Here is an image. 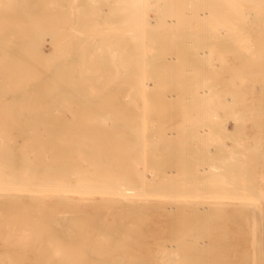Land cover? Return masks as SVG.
<instances>
[{"label": "rangeland", "instance_id": "obj_1", "mask_svg": "<svg viewBox=\"0 0 264 264\" xmlns=\"http://www.w3.org/2000/svg\"><path fill=\"white\" fill-rule=\"evenodd\" d=\"M209 1L218 3L216 14L203 24L196 17V11L204 8L203 0H194L192 27L185 23L186 0H145L140 7L128 6L127 13L115 17L110 13V0L96 4L95 9L102 11L95 17L99 25L113 22L121 26L127 19L136 30L122 28L104 38L116 43L117 55L101 56L103 74L94 77L91 68L77 67L72 79L63 82L65 94L55 97L57 118L67 121L55 134L59 140L64 134L73 138L67 152L78 163L74 175L124 176L123 184L132 194L128 203L132 213L125 215L123 207L109 203L114 196L103 190H107L101 187L105 183L97 187V182L86 183L84 177L76 176L56 181V171L52 172L54 180L41 186L45 191L39 194L66 196L73 207L93 209L106 217L113 215L107 211L118 209L122 214L118 228H113L115 223L108 224L112 230L99 231L97 239L126 244L120 255L124 264H172L170 256L177 262L173 264H212L218 204L227 195L234 210L243 216L246 238L241 248L246 264H264V64L249 62H259L263 55L257 49L264 47V0L263 12L255 17L247 14L250 10L244 2ZM119 3L122 9L126 7ZM48 40L46 37L43 44L46 54H57L58 59L67 55L52 49ZM57 40H61L60 28ZM202 50L208 52L201 60ZM191 67L193 116L198 115L197 93L202 113L199 122L193 117V124H198L193 130L186 128L185 106V77ZM50 91L44 89L40 94ZM39 131L44 140L51 138L46 127L40 126ZM14 141L12 145L17 146ZM18 142L22 144L20 138ZM45 156L52 162L51 151ZM172 169L176 170L173 175ZM220 171L229 173V180H220ZM192 172H198L201 179L191 178ZM171 177L178 188L191 187L188 194L184 192L187 196H180L181 188L169 184ZM179 199L187 205L173 209L172 216L191 221L180 228L171 227L165 220L170 206ZM73 207L68 209L75 211ZM77 231L82 232L75 229L72 233Z\"/></svg>", "mask_w": 264, "mask_h": 264}, {"label": "bare ground", "instance_id": "obj_2", "mask_svg": "<svg viewBox=\"0 0 264 264\" xmlns=\"http://www.w3.org/2000/svg\"><path fill=\"white\" fill-rule=\"evenodd\" d=\"M110 1L109 5L113 6L110 13L115 17L123 11L127 13L128 6H134L135 9L136 6L140 7L145 0ZM115 1L118 3L113 5ZM237 1L248 5L250 13L247 10V14L253 17L263 12L262 0ZM119 2L125 3L126 7L122 9ZM98 3H107V0H86L85 2L82 0H0V264H124L120 255L126 244L123 245L118 241L108 244L97 239L99 231L112 230L107 227L108 224L110 226L111 223H115L116 226L113 228H118L121 213L118 209L114 212L107 211V213H113L112 217H106V213L93 209L84 210L83 207L74 206L76 210L73 211L68 209L73 207L68 197L39 194L43 190L41 186L54 180L52 172L56 171L59 177L56 181H65L70 176H76L79 179L84 177L82 179L86 183L88 180L97 182L95 183L97 187L101 186L100 182L105 183L101 187H106L107 190H103L114 196V200L109 203L113 204L114 208L123 207L122 213L125 215L132 213V209L128 206L132 194L130 188L123 184L124 176H118V173L117 177L115 174L108 173L105 178H100L94 173L90 178L80 173L78 176L74 175V170L78 169V163L74 162L75 157L69 156L67 152L72 149L73 138L71 135L64 134L59 140L55 134L67 124L64 117L58 119V114L55 113L56 95L65 94L64 80L72 79L73 70L77 67L91 68L94 77L102 75L104 66L99 65L102 57L108 54L114 58L117 55V50L113 48L116 43H109L103 39L118 34L122 28L126 31L136 30L135 25L134 29L131 28L127 19L121 26L112 24L113 22H108L104 26L99 25L95 19L97 15L102 14V11L95 9ZM216 4L218 3L203 0L204 8L202 11H196V17L201 23L208 22L210 16L213 17L216 14ZM186 5L185 23L192 27L191 17L195 16L194 0H186ZM65 7L68 8L67 11ZM136 13L140 14V10ZM59 28L61 29L60 42L57 40ZM46 37L50 38L48 41L51 42L52 49L67 55L58 59L57 54H46L43 49ZM99 38H102L103 43H100ZM259 48L254 49L261 50L264 55L262 50L264 47ZM256 51H253L254 55ZM207 52L201 51V60L205 58ZM260 54L258 52L256 57H260ZM58 61H61L59 67ZM254 61L257 62L258 59ZM204 63L206 65V60ZM191 69L192 67L185 77L187 110V124H185L187 129L190 128L189 130H193L194 124H197V122L193 124L195 118L198 116L201 118L202 115V113L199 114L200 94L197 93L196 114L198 115L193 116L195 114L193 113L194 71ZM44 89L51 91L40 94ZM40 126L50 130V139L44 140L41 137ZM85 134H88V131ZM172 134H174L173 131ZM18 138L22 141L21 145ZM13 140L17 146L12 145ZM46 151L53 153L52 162L47 160ZM170 173L173 175L176 170L172 169ZM190 177L194 180L201 179L198 172H192ZM229 177V173L220 171V180L225 181L226 178L229 180ZM168 182L178 190L181 188L179 194L181 191L180 196L183 197L191 188L187 187V189L185 186L178 188L174 177H171ZM197 187L198 185L194 187V190H197L195 189ZM217 189L221 191L220 188ZM225 189L230 191L231 187L227 186ZM191 190L193 192V189ZM222 197L225 198L219 202V211L216 216V258L212 264H246V255L241 248L246 238L245 228L242 226L243 216L239 211L234 210L230 200L226 199L228 195ZM185 201H176L170 206L169 218L165 221L169 222L171 227L177 225L179 226L177 228H180L191 221L175 219L172 216L176 208L187 205ZM177 228L174 226V229ZM75 229H81L82 232L72 233ZM170 262L177 263L173 261L172 256H170Z\"/></svg>", "mask_w": 264, "mask_h": 264}, {"label": "crops", "instance_id": "obj_3", "mask_svg": "<svg viewBox=\"0 0 264 264\" xmlns=\"http://www.w3.org/2000/svg\"><path fill=\"white\" fill-rule=\"evenodd\" d=\"M251 64L253 65H258V64H264V55H262L261 57V61L257 62V63H253L252 61H249ZM200 114V112H199ZM200 120V116H198V121Z\"/></svg>", "mask_w": 264, "mask_h": 264}]
</instances>
